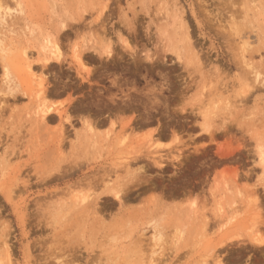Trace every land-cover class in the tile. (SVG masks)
<instances>
[{"label":"rangeland","instance_id":"rangeland-1","mask_svg":"<svg viewBox=\"0 0 264 264\" xmlns=\"http://www.w3.org/2000/svg\"><path fill=\"white\" fill-rule=\"evenodd\" d=\"M0 6V264H264V0Z\"/></svg>","mask_w":264,"mask_h":264},{"label":"bare ground","instance_id":"bare-ground-1","mask_svg":"<svg viewBox=\"0 0 264 264\" xmlns=\"http://www.w3.org/2000/svg\"><path fill=\"white\" fill-rule=\"evenodd\" d=\"M0 9H1V6H0ZM5 10H9V7H5L4 11ZM51 46L52 45H51L50 42L46 43V46H45L46 50L48 51L49 54H52L53 56H56V59L57 58L59 59V56H60L59 49L56 46H54L53 50H52ZM47 60L48 59H46L45 61H47ZM28 69L31 70L30 68H28ZM40 111H41V115H42L43 118H45L46 116H48L50 114L49 113L50 109L49 108H45L43 106H41ZM260 160H261V162L264 161V159L262 157H260Z\"/></svg>","mask_w":264,"mask_h":264}]
</instances>
